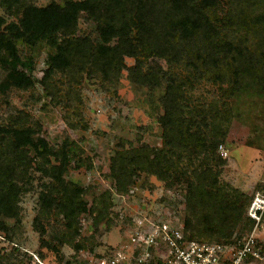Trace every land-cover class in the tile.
Masks as SVG:
<instances>
[{"label":"trees","instance_id":"16d2710c","mask_svg":"<svg viewBox=\"0 0 264 264\" xmlns=\"http://www.w3.org/2000/svg\"><path fill=\"white\" fill-rule=\"evenodd\" d=\"M3 3L19 19L8 22L0 16V69L6 72L0 78L1 92L35 86L29 73L34 70L33 59L22 55L20 45L35 47L41 41L53 49L41 84L55 104H63L69 115L78 118L69 121L72 128L82 121L77 87L85 74L108 82L118 80L126 69L141 88L165 87L160 97L163 113L158 117L163 145L118 150L109 174L117 191L128 192L140 173L182 183L183 222L190 240L238 243L241 237L238 242L233 237L241 223L244 231L252 230L254 220L247 215L252 198L221 179L227 160L218 147L227 139L232 118L227 98L250 86L264 94V0ZM83 13L96 25L104 51L90 37L77 35ZM126 57L134 58L135 64L128 66ZM59 74L65 78L57 79ZM205 82L218 85L226 98L194 99L191 94ZM30 118L20 111L8 122L0 121V234L9 236L14 230L7 219L20 221L19 199L27 189L16 175L23 165L51 179L40 194L41 215L53 211L63 215L69 232H77L84 213L95 214L100 222L112 205L108 193L89 207L83 197L86 189L65 177L66 168L76 160V141L67 138L57 148L44 137L36 139L41 124ZM82 247L86 246L76 245Z\"/></svg>","mask_w":264,"mask_h":264},{"label":"rangeland","instance_id":"374dc122","mask_svg":"<svg viewBox=\"0 0 264 264\" xmlns=\"http://www.w3.org/2000/svg\"><path fill=\"white\" fill-rule=\"evenodd\" d=\"M24 1L46 6L53 1L64 3L66 0ZM0 16L6 17L8 22L19 19L16 12L8 10L3 0H0ZM77 35L90 37L98 50L104 51L96 25L84 13L79 20ZM20 48L24 57L33 59L34 70L29 73L36 83L30 89L13 87L7 92L0 91V121L8 122L10 116L23 111L30 115L32 123L41 124L36 139L44 137L57 148L67 138L76 141V160L66 168V179L86 189L83 197L89 207L95 205L104 193H108L112 205L100 222H96L93 213L82 214L78 219L77 232H69L63 215L56 211L48 216L41 215L40 194L44 183L51 182V179L34 167L21 166L16 178L27 190L19 199L20 221L7 219L14 230L9 236L0 234V264H59L70 259L82 260L121 245L138 218L183 221L186 199L182 183L140 173L135 176L128 192L119 193L115 180L109 175L112 157L118 150L163 145L158 117L163 113L160 97L165 87L155 91L149 87L141 88L130 79L126 69L118 80L108 82L85 74L77 87L81 101L76 102L82 121L79 127L72 128L69 121H78V118L72 113L69 115L70 109L63 104H55L41 84L48 55L53 49L45 41L35 47L20 45ZM160 62L167 67L164 60ZM11 64L18 66L14 62ZM126 64L133 66L135 59L126 57ZM5 76L6 72L0 69V78ZM63 77L60 74L56 76L57 79ZM191 95L194 99L200 97L204 100L225 97L218 85L211 82L200 84ZM227 99L232 108V118L227 139L218 147L220 156L227 160L221 179L248 194L252 202L258 191L264 192V94L257 87L250 86ZM99 207H103L102 203ZM243 228L244 222L233 240L238 242L239 237L242 240L253 231V228L250 231ZM258 234L264 245V230L260 228ZM64 235L62 242L60 238ZM79 244L86 247L77 249Z\"/></svg>","mask_w":264,"mask_h":264},{"label":"built area","instance_id":"2783aa9c","mask_svg":"<svg viewBox=\"0 0 264 264\" xmlns=\"http://www.w3.org/2000/svg\"><path fill=\"white\" fill-rule=\"evenodd\" d=\"M254 220L251 234L238 243L190 240L181 220L144 217L130 227L121 245L62 264H264V192L258 191L248 208Z\"/></svg>","mask_w":264,"mask_h":264}]
</instances>
